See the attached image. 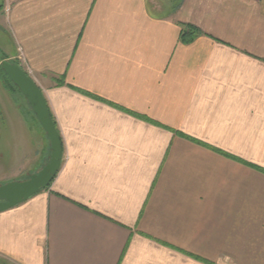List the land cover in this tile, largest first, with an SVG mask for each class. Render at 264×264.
I'll use <instances>...</instances> for the list:
<instances>
[{"label": "crops", "instance_id": "0c3cea01", "mask_svg": "<svg viewBox=\"0 0 264 264\" xmlns=\"http://www.w3.org/2000/svg\"><path fill=\"white\" fill-rule=\"evenodd\" d=\"M2 1L64 153L0 212V258L264 264V0Z\"/></svg>", "mask_w": 264, "mask_h": 264}, {"label": "rangeland", "instance_id": "374dc122", "mask_svg": "<svg viewBox=\"0 0 264 264\" xmlns=\"http://www.w3.org/2000/svg\"><path fill=\"white\" fill-rule=\"evenodd\" d=\"M151 2L152 6H156V10H158L165 3L169 5L172 2L174 5L175 0H151ZM2 8L3 1L0 0V64L2 58L8 56L14 48L10 36L3 30L5 29L6 14ZM8 59L14 61L9 56ZM6 108L25 116L22 117V125H17V133L13 129L15 126L10 124L4 116ZM49 144L46 132L22 92L14 86L8 85L5 76L0 75V185L10 181L24 180L38 172L42 166L40 167L37 157L35 158L36 151L41 152L46 145L48 148L46 161H48ZM0 264L9 263L0 258Z\"/></svg>", "mask_w": 264, "mask_h": 264}, {"label": "water", "instance_id": "95a60500", "mask_svg": "<svg viewBox=\"0 0 264 264\" xmlns=\"http://www.w3.org/2000/svg\"><path fill=\"white\" fill-rule=\"evenodd\" d=\"M1 65L4 72L22 92L46 132L50 143V155L48 161L39 171L27 179L0 185V212L28 200L34 194L48 187L61 168L64 153L60 133L42 89L19 64L5 59Z\"/></svg>", "mask_w": 264, "mask_h": 264}, {"label": "trees", "instance_id": "16d2710c", "mask_svg": "<svg viewBox=\"0 0 264 264\" xmlns=\"http://www.w3.org/2000/svg\"><path fill=\"white\" fill-rule=\"evenodd\" d=\"M200 33V31L198 30L197 27L195 26H192V25H185L183 28H182V31L180 33V39L182 42L184 43H187V42H191L195 36H197L198 34ZM3 60L5 59H8V56H4L2 58ZM2 60V61H3ZM1 61V63H2ZM13 63H17V61H12ZM0 75H4L6 80H7V84L11 85V86H14L15 88H17L19 90V88L12 82L11 78L4 72L3 68H2V65L0 64ZM9 87V86H8ZM20 91V90H19ZM21 92V91H20ZM35 115V114H34ZM49 140V139H48ZM49 148H50V144H49ZM28 178V177H27ZM25 178V179H27Z\"/></svg>", "mask_w": 264, "mask_h": 264}]
</instances>
